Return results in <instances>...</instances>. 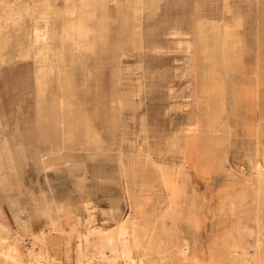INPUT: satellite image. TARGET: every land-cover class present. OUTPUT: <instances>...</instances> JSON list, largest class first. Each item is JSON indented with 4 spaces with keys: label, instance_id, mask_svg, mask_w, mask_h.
Listing matches in <instances>:
<instances>
[{
    "label": "rangeland",
    "instance_id": "1",
    "mask_svg": "<svg viewBox=\"0 0 264 264\" xmlns=\"http://www.w3.org/2000/svg\"><path fill=\"white\" fill-rule=\"evenodd\" d=\"M74 2L82 8L84 26L94 29L86 33L109 34L111 21L106 0ZM231 3L235 11L240 9L246 14L244 28L249 50L245 60L250 67L247 75H255L257 46L259 84L263 89L254 77L234 79L233 88L227 93V131L216 134L210 145L197 147L190 142L186 148L190 161L187 164L180 152L169 147L167 139L173 131L195 121L196 103L189 95V78L182 72L186 54L177 38L167 39L166 32L173 26L204 30L213 25L212 20L197 15L199 12L217 20L220 39L225 42L224 49L218 48L219 54L222 53L220 69L226 75L232 67L231 54L236 57L240 53L231 41V36L236 34L234 23L242 22L239 13L235 17L226 11V1L151 0L140 9L144 27L142 47H126L115 62L107 58L99 64L92 80L100 85L98 123L103 130L104 144L109 147L105 152L110 157L84 156L88 176L84 192L75 184V178L84 169L72 170L63 160L50 162L51 158L44 155L47 143L38 137L33 68L30 62H20L19 58L29 47L35 29L33 16L21 20L20 15L32 12L34 7L25 2L15 14L0 16V149L3 153L0 178L7 181L0 183V222L10 229V243L24 255L27 247L43 251L45 257L39 258V264L51 258L55 264H101L104 260L91 245L84 248L78 263L79 232H85L84 226L92 224L115 225L122 217L138 211L148 229L142 246L132 251L135 264H264V0H231ZM138 31L134 33L137 39L142 34V30ZM79 34L88 39L85 34ZM116 34L114 30L113 37ZM154 44L163 45L164 49L155 51ZM89 63L95 64L93 59ZM115 67L121 75L118 91L130 90L137 103L119 109L120 128L111 134L107 121ZM76 77H82L80 72ZM91 107L89 103L88 108ZM16 144H22L23 151H17ZM71 150L85 154V149L78 148L77 144ZM139 150L183 171L186 177L180 188L165 184L160 176L150 175L148 179H139L132 186L131 195L127 194L117 159H125ZM207 153L212 158L209 163H203L201 158ZM105 174H114L116 179L100 178ZM85 193L92 201L94 214L89 221L85 220L88 212L81 206V196ZM14 200L23 210L19 214ZM65 200L72 203L70 216L64 215L61 209ZM45 204L50 207V216L36 213L26 224L22 218L33 215V206ZM76 217L82 223H76ZM50 218L57 219L59 229H47L52 241L43 243L31 232L51 226ZM21 222L26 227L32 223V231L24 229ZM90 238L99 245L97 234ZM6 239V234L0 232V242ZM104 250L106 255H111L109 248ZM119 260L123 262L122 258Z\"/></svg>",
    "mask_w": 264,
    "mask_h": 264
},
{
    "label": "bare ground",
    "instance_id": "2",
    "mask_svg": "<svg viewBox=\"0 0 264 264\" xmlns=\"http://www.w3.org/2000/svg\"><path fill=\"white\" fill-rule=\"evenodd\" d=\"M56 1L58 0H0V16L15 14L19 6L25 2L31 3L35 8L40 2L53 4ZM221 1L227 2L226 11L232 12L235 17H237L238 13L240 14L238 18L243 24L242 41L246 53L249 50L246 43V30L244 28L246 14H243L240 9L235 11L231 0ZM197 15L204 16L214 22L204 34V49L206 53L216 38L218 21L207 17L201 12L197 13ZM66 19L65 14H61L58 17L50 18L44 16L43 24L41 25L36 21L30 45L23 55L26 58L33 57L36 53L42 55L43 61L35 62L32 70L35 86L34 107L38 137L42 142L47 143L44 155H46L45 157H49L48 159L51 158L50 162L52 163L63 160L72 170L77 168L84 169L83 174L75 178L77 189L84 192L85 180L88 177L84 166L86 157L88 158L93 155H107L110 157V154L105 152V149H109V147L104 144L103 130L98 123V119L100 118L98 104V100L101 98L100 85L98 81L93 83L92 80L97 68L100 67L99 64L105 62L107 58L115 62L119 58L120 51H123L126 47L141 48L144 39V28L142 34L140 33L139 35V39H137L128 21L119 16L112 17L108 48L91 49L87 47V40L76 30L68 26ZM171 28V30L166 32L169 35L167 39L169 37L173 39L177 38L178 45L183 48L186 54V61L182 72L185 77L189 78L191 85V93L189 95L195 99L196 107L194 108V112L196 119L194 122L173 131L169 135L167 142L169 147L174 151L180 152L183 155L184 161L189 164L190 161L187 159L188 154L186 151L188 144L192 142L197 147L200 144L210 145L216 134L227 131L229 115L224 108L220 110H213L211 108L212 95L222 90L220 73L213 64L208 70L209 82L202 89L199 90L198 88L199 69L195 59L197 57L196 52L200 37L197 31L193 26L188 30L180 29L178 26ZM114 30H117L116 38L113 37ZM152 48L155 51H162L164 46L154 44ZM254 51L256 55L253 65V68L256 69H254V78L260 89H263L259 84L260 65L258 63L260 59L259 54H257V46ZM91 59L95 63L93 66L89 63ZM248 62H246V65L250 68ZM252 62L250 61V63ZM78 72L82 75L80 79L76 77ZM120 76L118 68L115 67L111 78L112 90L109 93L110 106L107 121V130L111 134L117 133L120 128L119 109L124 105L130 104L134 106L137 103L130 90L122 93L118 91ZM139 89L140 86L138 85ZM259 93H261V90ZM89 103L92 104L91 108H88ZM188 115L191 117L190 112ZM182 138H184V142ZM73 144H77V147L80 149H85V154L82 156V153L73 152L71 150ZM0 147L2 148V145ZM210 151L207 150V152ZM1 153L0 149V156ZM210 153L202 156L201 160L203 163H209L212 158ZM117 161L119 173L125 178V191L129 195H131L132 186L139 179H148L150 175L160 176L165 184L170 183L176 188H180V183H183L186 177V174L179 168L158 162L151 157L149 152L144 153L141 150L127 156L125 159H117ZM100 178L111 181L115 180L116 176L114 174H105ZM91 202L87 193L81 196V206L88 212V216L85 218L88 221L94 217ZM71 204V202L65 200L61 205L64 215L70 216L72 212ZM35 212H41L50 216V207L48 204H45L43 207L36 206ZM110 212H112V209ZM76 218V223H82L80 217ZM56 220L50 218L48 223L51 226L41 228L37 232L32 231V227L29 226L23 228L31 230V233L37 239L45 243L48 240L52 241V238L49 237L50 232H47V229H59ZM84 227L85 232H79L78 263H80L81 256L84 255V248H88L91 245L95 249H98L99 257L104 260L103 262L101 261V264H135L132 251L134 248L142 246V238L148 229L147 224L139 218L138 211H135L132 215L122 217L115 225L103 227L100 225L93 226L92 224L89 227ZM77 229L79 228L77 227ZM0 232L7 236L6 241L0 242V264H39V258L45 257L43 251L36 252L32 246L27 247L26 258L15 244L10 243L12 241H9L10 229L2 222H0ZM94 234H97L100 238L99 245H95L94 241L90 238ZM53 242L55 243V241ZM106 247L109 248L111 255L105 254L104 249ZM119 258H122L123 262ZM54 260L53 258L48 259L45 264H55Z\"/></svg>",
    "mask_w": 264,
    "mask_h": 264
},
{
    "label": "crops",
    "instance_id": "3",
    "mask_svg": "<svg viewBox=\"0 0 264 264\" xmlns=\"http://www.w3.org/2000/svg\"><path fill=\"white\" fill-rule=\"evenodd\" d=\"M106 6L109 9V15H110V21L112 17H121L122 19L126 20L129 22L131 25L132 31L135 33L139 32L138 30L143 31V22L141 23V12L140 9L144 8V6L148 5V3L151 0L147 1H141V0H106ZM78 4V3H77ZM80 11V12H79ZM80 13V14H79ZM143 13V11H142ZM61 14H65V17L67 18V23L68 26L74 30H76L79 33L85 34L87 39V47L91 49H106L108 48L109 41H110V36L109 34L106 33H98V34H92V33H86L89 31H94V29H88L84 24V19L81 17L82 14V8L78 7V5H75L74 0H58L55 3H46V2H40L30 13H24L20 15V19L22 20L23 18L28 19L30 16H33L34 19L32 20L33 27H35L36 21L39 23V25L43 24V17L45 16L46 18L50 17H58ZM13 19L17 18L19 19V16H12ZM126 22V24H128ZM245 24V23H244ZM234 25L236 27L233 28V30L236 31L235 36H231L232 43H236L238 48L240 49V53L235 57L234 54L230 56L232 60V67L230 72L226 75H224L220 69V59L222 53L219 54L218 48L224 49V40L220 39L219 36V30L217 29L216 32V38L214 40L213 45L209 48L208 52L205 53V32L208 29L200 30L198 28H195L199 35V45L197 48V57L195 59L196 63L198 64V69H199V78H198V88L199 90L202 89L208 82H209V74L208 70L210 66L213 64L216 68V70L219 71L220 73V83L222 85V90L215 94L212 95L211 97V108L213 110L217 109H222L226 112L229 110L228 106V89L230 90L233 88L234 84V79L238 78H243V79H250L251 77L254 76H249L247 75V65H246V60H245V46L242 41V29H243V24L240 23L239 21L235 22ZM139 26V27H138ZM220 27V24L218 28ZM140 28V29H139ZM111 29V22H110V28ZM34 30V29H33ZM139 34V33H138ZM31 41V39H30ZM226 41V40H225ZM30 45V42H29ZM221 51V50H220ZM218 52V53H216ZM9 58V57H7ZM20 62H30L32 67L35 62H42V55L40 53H36L35 56L26 58L24 55H19ZM18 58V59H19ZM2 60V58H0ZM5 61V60H4ZM231 76V77H230ZM233 80V81H232ZM17 145V151H23L21 149L22 144H16ZM85 169H86V163H84ZM87 170V169H86ZM0 183L4 184L7 183V181H4V179L0 178ZM13 203L19 207V203L17 200H14ZM35 208L33 206L32 214H28L27 218H22L26 221V224L29 223L30 220H32L33 216L36 214ZM1 210V209H0ZM17 213L19 214L20 211H23L20 207L18 210H16ZM26 211L28 213V208H26ZM23 227H26L25 222H21ZM29 227H32V223L30 224Z\"/></svg>",
    "mask_w": 264,
    "mask_h": 264
}]
</instances>
